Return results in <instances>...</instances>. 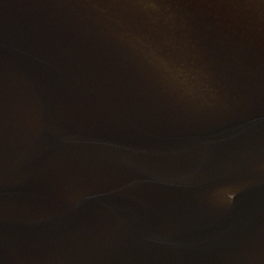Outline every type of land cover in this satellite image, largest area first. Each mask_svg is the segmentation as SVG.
I'll list each match as a JSON object with an SVG mask.
<instances>
[{
    "label": "water",
    "instance_id": "1",
    "mask_svg": "<svg viewBox=\"0 0 264 264\" xmlns=\"http://www.w3.org/2000/svg\"><path fill=\"white\" fill-rule=\"evenodd\" d=\"M255 1L0 0V264H264Z\"/></svg>",
    "mask_w": 264,
    "mask_h": 264
},
{
    "label": "rangeland",
    "instance_id": "2",
    "mask_svg": "<svg viewBox=\"0 0 264 264\" xmlns=\"http://www.w3.org/2000/svg\"><path fill=\"white\" fill-rule=\"evenodd\" d=\"M225 1V0H224ZM235 3V0H229ZM264 2V0H261ZM252 3L256 2L255 0H251ZM248 3V2H247ZM255 5V4H254ZM253 6V5H252ZM256 8V10H253L252 7L250 8L251 11L248 12V14L250 16H252V18H255L256 20H258V24L261 22H264V12H263V7L259 4V5H255L253 6ZM247 14V13H246ZM253 23V22H250ZM256 23V22H255ZM260 26V25H259ZM248 29V27H246ZM246 33L250 32V30L248 29L247 31H245Z\"/></svg>",
    "mask_w": 264,
    "mask_h": 264
},
{
    "label": "bare ground",
    "instance_id": "3",
    "mask_svg": "<svg viewBox=\"0 0 264 264\" xmlns=\"http://www.w3.org/2000/svg\"><path fill=\"white\" fill-rule=\"evenodd\" d=\"M250 21H256V19L254 18V19H252V20H250ZM252 47H253V49H255V46L252 44Z\"/></svg>",
    "mask_w": 264,
    "mask_h": 264
}]
</instances>
